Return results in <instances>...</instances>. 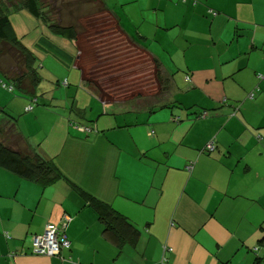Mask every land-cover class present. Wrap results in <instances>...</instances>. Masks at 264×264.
Returning <instances> with one entry per match:
<instances>
[{"label":"crops","instance_id":"obj_1","mask_svg":"<svg viewBox=\"0 0 264 264\" xmlns=\"http://www.w3.org/2000/svg\"><path fill=\"white\" fill-rule=\"evenodd\" d=\"M141 1L155 21L143 14L135 27L112 10L173 74L179 106L153 115L89 92L76 43L24 31L36 35L25 45L40 62L38 101L2 87L0 107L60 176L43 185L0 167V264H264V0ZM85 192L141 230L136 246L104 236ZM50 222L72 247L34 255L33 236Z\"/></svg>","mask_w":264,"mask_h":264},{"label":"trees","instance_id":"obj_2","mask_svg":"<svg viewBox=\"0 0 264 264\" xmlns=\"http://www.w3.org/2000/svg\"><path fill=\"white\" fill-rule=\"evenodd\" d=\"M20 1L22 6L18 8L9 2L11 4L7 7V12L0 10V72L10 81V85L2 83L3 88L10 92L17 89L23 94L31 95L32 100L38 101V98H34L40 79L38 56L25 45L23 39L27 36L20 35L11 22L12 13L25 11L29 17L49 27V32L56 37L76 43L78 52L84 51L81 47L82 37L92 45L91 53L97 55L98 61L88 65L87 69L79 62L77 67L84 86L103 102L131 103L135 110H145L151 115L165 108L173 109L179 106L178 102L171 99L173 74L166 71L162 61L143 45L146 41L145 37L140 36L139 40H136L124 31L118 15L109 8L106 0H97L98 10L92 13L94 16H103L101 25L95 23L90 26L79 23L80 18L75 21L74 18L70 20L66 17L65 20L60 17L57 22L52 21L42 14L38 0ZM182 1L187 2V0ZM56 11L58 15L62 14V8ZM187 80H190V76H187ZM148 95L158 96L155 100H149L146 99ZM195 115L196 118L203 119L208 117L209 113L202 110ZM179 120L180 117L174 118L175 122ZM17 122L16 117L5 108H0V167L22 179L43 185L53 183L60 176L58 168L19 133ZM73 125L75 129L77 126H84L90 130L83 131L84 134L93 131L90 126L84 124ZM214 149L213 145L212 149L207 146L208 151ZM191 168L192 165L189 170ZM85 193L86 203L96 212L103 226L104 236L120 248L125 244L136 246L141 237V230L111 204L90 193ZM46 227L47 225L43 233L35 236L44 235ZM58 228L70 243V246L62 252L68 251L72 243L64 228L61 226ZM261 240L264 245V238ZM257 260L261 262L263 258L258 256Z\"/></svg>","mask_w":264,"mask_h":264},{"label":"rangeland","instance_id":"obj_3","mask_svg":"<svg viewBox=\"0 0 264 264\" xmlns=\"http://www.w3.org/2000/svg\"><path fill=\"white\" fill-rule=\"evenodd\" d=\"M96 1L97 0H38V4H39V7L42 9L41 10L42 14L45 15L48 19H51L52 21L57 22L60 17L64 18L65 20H67L66 17L70 20L74 18L75 21L80 18L81 20L79 21V23H81L84 26L86 25L90 26L91 24H95V23H98L99 25H101V22L103 20V16L101 15H97V16L92 15V13L94 12L96 13L98 10L97 6L99 2H96ZM106 1L111 10L117 9L119 11L120 15L123 17V23H128L127 19L133 18L134 19L133 23H136L135 27H138L137 25L140 24L143 14L145 15L143 16L144 18H146V22L155 21L154 13H150L148 10H146V9H152V4H145L143 1L140 0V3H132V4H128L122 7V5L120 4V2H118V0H106ZM9 2H11L17 8L19 6H22L21 5L22 2L20 0H18L17 2H15V0H0V10L7 12V7L11 4V3L9 4ZM144 6L146 7L148 6L150 8L145 9ZM59 8H62V12H61L62 14L60 15H58V12L56 11ZM28 18H31V17H29V15L25 13V11H20V12L18 11L17 13L15 12L11 14L12 25L14 28H16L17 32L20 33V35L22 34L24 35L25 33L24 31H26L27 33L31 31H38L39 29H42V30L45 29L47 31H50L49 27H47L46 25H42L43 23L42 24L40 23L39 28L35 29L34 27H32L33 25L30 23V20ZM31 19L34 22H37L34 18H31ZM145 26L146 25L143 26V30L147 31V28ZM35 37L36 35L32 34L29 39L26 37L23 40L25 42L28 39V42H31L32 39H34ZM82 39L83 41L81 40L82 41L81 47L83 48L84 51L78 52V55H79L78 62L82 64V67H85L87 69L88 65L90 66L98 61L97 60L98 57L96 54L91 53L92 45L88 43L86 40H84L83 37ZM40 41L42 42L43 39H40ZM149 41L152 42L151 40ZM155 45H157V43H155ZM157 48H160V47L157 45ZM81 59H83V61ZM0 78H1L0 80H3L2 83H6L10 85V82L5 77L1 76ZM2 87H3L2 84H0V88ZM7 91L8 89H6V92ZM14 95L22 96L20 91H18L17 89L14 90L13 96ZM158 95H155V96L148 95L146 99L155 100ZM0 108H5V110H7V108L9 107L4 106Z\"/></svg>","mask_w":264,"mask_h":264},{"label":"built area","instance_id":"obj_4","mask_svg":"<svg viewBox=\"0 0 264 264\" xmlns=\"http://www.w3.org/2000/svg\"><path fill=\"white\" fill-rule=\"evenodd\" d=\"M65 84H67V81ZM34 101L36 102L37 100L35 99ZM77 129H80L81 131H90L84 126H77ZM208 148L212 149V146H209ZM69 246L70 243L66 236L61 233L58 226L54 223L47 224L44 235L33 237V254L35 255L60 257L62 250Z\"/></svg>","mask_w":264,"mask_h":264},{"label":"bare ground","instance_id":"obj_5","mask_svg":"<svg viewBox=\"0 0 264 264\" xmlns=\"http://www.w3.org/2000/svg\"><path fill=\"white\" fill-rule=\"evenodd\" d=\"M209 146H212V145H208V147H209ZM166 250H167V248H165V251H166ZM169 251H172V249H169ZM165 260H166V259L164 258V263H165ZM166 261H167V260H166Z\"/></svg>","mask_w":264,"mask_h":264}]
</instances>
